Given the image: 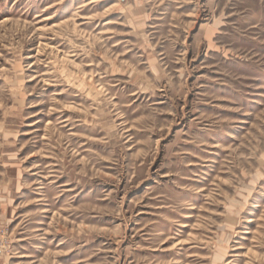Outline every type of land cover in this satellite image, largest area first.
Wrapping results in <instances>:
<instances>
[{"label":"rangeland","instance_id":"374dc122","mask_svg":"<svg viewBox=\"0 0 264 264\" xmlns=\"http://www.w3.org/2000/svg\"><path fill=\"white\" fill-rule=\"evenodd\" d=\"M0 264H264V0H0Z\"/></svg>","mask_w":264,"mask_h":264}]
</instances>
